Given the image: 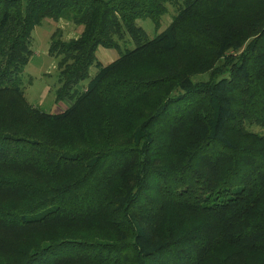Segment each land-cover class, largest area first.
Here are the masks:
<instances>
[{"label":"trees","instance_id":"obj_1","mask_svg":"<svg viewBox=\"0 0 264 264\" xmlns=\"http://www.w3.org/2000/svg\"><path fill=\"white\" fill-rule=\"evenodd\" d=\"M0 264H264V0H0Z\"/></svg>","mask_w":264,"mask_h":264},{"label":"rangeland","instance_id":"obj_2","mask_svg":"<svg viewBox=\"0 0 264 264\" xmlns=\"http://www.w3.org/2000/svg\"><path fill=\"white\" fill-rule=\"evenodd\" d=\"M174 12V8L170 6L169 12L163 17L160 29L155 28L150 19H140L138 22L153 36L170 23L171 14ZM59 27L63 29L64 33L62 36L65 40L77 37L82 31V26L75 25L65 19H61L58 22L50 18L44 19L33 30L31 45L33 54L21 74V84L28 101L49 112H60L66 108L64 103L61 102L59 105L55 100L56 89L59 86L58 59L49 53L51 35ZM120 54L121 51L118 48H106L103 46H100L97 51L98 59L102 64H108L118 58ZM96 72V65L91 66L90 76H93ZM88 80L89 78L83 84Z\"/></svg>","mask_w":264,"mask_h":264},{"label":"crops","instance_id":"obj_3","mask_svg":"<svg viewBox=\"0 0 264 264\" xmlns=\"http://www.w3.org/2000/svg\"><path fill=\"white\" fill-rule=\"evenodd\" d=\"M60 105V104H59Z\"/></svg>","mask_w":264,"mask_h":264}]
</instances>
